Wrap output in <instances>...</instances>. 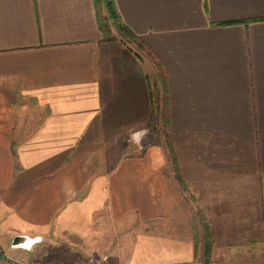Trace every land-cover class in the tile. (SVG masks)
<instances>
[{"label":"crops","instance_id":"0c3cea01","mask_svg":"<svg viewBox=\"0 0 264 264\" xmlns=\"http://www.w3.org/2000/svg\"><path fill=\"white\" fill-rule=\"evenodd\" d=\"M116 3L142 49L104 40L94 0H0L4 252L196 264L209 231L215 258L264 261V0ZM156 90L157 145L134 153Z\"/></svg>","mask_w":264,"mask_h":264},{"label":"rangeland","instance_id":"374dc122","mask_svg":"<svg viewBox=\"0 0 264 264\" xmlns=\"http://www.w3.org/2000/svg\"><path fill=\"white\" fill-rule=\"evenodd\" d=\"M115 33L117 34V32H115ZM158 95H159V93L156 90V92H155V96H157L156 97V104H157L156 110H155V114L153 116V120L151 122V125L148 127L151 129L152 132L148 135L146 140L142 141L143 149H144L143 151L138 150L133 145L134 146V151H133L134 153L147 152V150L150 147H152L153 145H157V123L159 121L158 119H160V118L163 119V116H164V113L160 114V109L163 108V102L161 103L159 101L160 99L162 100L164 95L160 96V98L158 97ZM208 229H210V228H208ZM199 232H201V231H199ZM205 235H206V232L204 231V234L200 235L201 238H199L198 243L200 245L198 247L199 253H198V259H197L196 264H228L222 258H215V256H214L215 241H214L213 248H211V251H210L211 254L207 255L208 250L206 251L207 241L205 240ZM10 246L12 247V243L10 244ZM32 250H33V248H32ZM48 253H49L48 258H52L53 261L58 262L60 264H92V263H95V261H97V258H92L90 260L88 259V261H84V259L78 257L75 254H72L71 252H68L67 250H65L61 246L51 247L48 250ZM245 255H246L245 259H243L244 263H242V264H264V261H257V259H259L260 256L256 255V253H253L252 251L250 253L245 254ZM44 258L46 259L45 256H44Z\"/></svg>","mask_w":264,"mask_h":264},{"label":"trees","instance_id":"16d2710c","mask_svg":"<svg viewBox=\"0 0 264 264\" xmlns=\"http://www.w3.org/2000/svg\"><path fill=\"white\" fill-rule=\"evenodd\" d=\"M95 8L97 12V18L104 34V40L112 41L118 39L121 36L124 40L131 43L138 49H142L143 45L139 41V36L127 25L125 24L119 9L117 7L116 0H94ZM207 1H206V9ZM117 32L118 34H116ZM160 82L162 92L164 94L168 93V81L164 74L160 75ZM205 240L207 241L206 251L211 254V248H213L214 241L212 235L207 231L205 235Z\"/></svg>","mask_w":264,"mask_h":264},{"label":"clouds","instance_id":"9594fccd","mask_svg":"<svg viewBox=\"0 0 264 264\" xmlns=\"http://www.w3.org/2000/svg\"><path fill=\"white\" fill-rule=\"evenodd\" d=\"M151 132V129L148 127L137 128L135 126H131L127 129L125 135L130 145H134L138 150L143 151L142 141L146 140ZM116 139H119V134H117ZM33 243L34 241L31 238H26L25 242L19 247L30 250Z\"/></svg>","mask_w":264,"mask_h":264},{"label":"water","instance_id":"95a60500","mask_svg":"<svg viewBox=\"0 0 264 264\" xmlns=\"http://www.w3.org/2000/svg\"><path fill=\"white\" fill-rule=\"evenodd\" d=\"M26 238H31L34 243L32 244L31 246V249L30 250H27V251H31L33 246L36 244V243H40L41 242V239H38V238H32V237H29V236H22V235H18L16 236L13 241H12V248L13 249H24L22 247H19L20 245H22L24 242H25V239ZM26 250V249H24Z\"/></svg>","mask_w":264,"mask_h":264},{"label":"built area","instance_id":"2783aa9c","mask_svg":"<svg viewBox=\"0 0 264 264\" xmlns=\"http://www.w3.org/2000/svg\"><path fill=\"white\" fill-rule=\"evenodd\" d=\"M0 255H3L5 257V260L11 264H30L24 260H21V259H18L16 257H13L11 255H8L7 253L4 252L1 245H0Z\"/></svg>","mask_w":264,"mask_h":264}]
</instances>
